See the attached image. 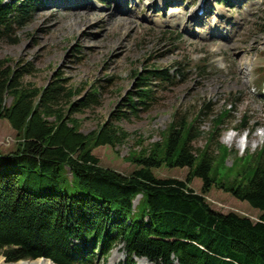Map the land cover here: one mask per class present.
I'll return each mask as SVG.
<instances>
[{
  "label": "trees",
  "instance_id": "obj_1",
  "mask_svg": "<svg viewBox=\"0 0 264 264\" xmlns=\"http://www.w3.org/2000/svg\"><path fill=\"white\" fill-rule=\"evenodd\" d=\"M41 2L0 0V41L14 42L12 35ZM30 73L28 62L0 58V119H7L18 142L14 150L0 152V255L6 262L44 257L55 264H104L123 243L122 264L143 257L154 264H264V145L250 153L240 178L223 181L217 167L229 149L218 143L211 153L210 146L226 111L215 116L200 149L193 147L201 133L197 116L175 114L162 141L130 155L136 167L123 174L101 166L92 150L125 140L128 133L112 118L148 110L151 81H170L167 69L135 72L125 110L113 111L88 133L73 115L99 104L96 89L80 94L59 74L42 87L23 84ZM260 74L263 78L264 66ZM163 165L188 172L184 179L157 177L153 169ZM194 177L201 180L202 193L189 186ZM212 185L259 210L257 219L211 208L203 193Z\"/></svg>",
  "mask_w": 264,
  "mask_h": 264
},
{
  "label": "rangeland",
  "instance_id": "obj_2",
  "mask_svg": "<svg viewBox=\"0 0 264 264\" xmlns=\"http://www.w3.org/2000/svg\"><path fill=\"white\" fill-rule=\"evenodd\" d=\"M198 3L42 0L31 20L12 35L14 42L0 41V58L30 64L32 73L23 77V84L42 87L59 74L66 85L81 90L80 94L96 89L99 104L73 115L83 133L97 130L111 119L113 111L125 110L127 92L135 89V72L167 69L170 81H151L154 98L148 110L129 113L121 120L112 118L128 133L125 140L115 146H98L92 153L101 166L128 174L136 167L130 155L162 141L175 114L197 116L201 133L193 147L200 149L215 116L226 111L210 151L216 153L218 143L229 149L217 167L218 175L228 182L241 177L250 153L264 145V77L260 74L264 66V0H208L206 12L199 17L193 14ZM10 100L6 97L5 104ZM17 143L7 119H0V152L14 150ZM239 156L242 159L237 161ZM233 162L234 168L228 170ZM153 172L157 177L184 179L188 168L163 165ZM189 186L202 193L199 178H192ZM203 197L220 212L232 211L251 219L259 215V210L216 185ZM140 198L137 195L132 200L133 207ZM125 258L126 250L119 243L104 264H122ZM0 259L3 264L12 263L2 255ZM134 260L135 264H154Z\"/></svg>",
  "mask_w": 264,
  "mask_h": 264
},
{
  "label": "bare ground",
  "instance_id": "obj_3",
  "mask_svg": "<svg viewBox=\"0 0 264 264\" xmlns=\"http://www.w3.org/2000/svg\"><path fill=\"white\" fill-rule=\"evenodd\" d=\"M159 2L161 3V0H159ZM202 2V12H201V14H197L195 11H193V14L194 15H196V16H201L202 14H204L205 12H206V9H207V5H208V0H202L201 1ZM172 7V6H171ZM196 9V8H195ZM219 11H220V9H219ZM215 21H213V23H214ZM233 141V139L231 138L230 140H228V142H232ZM144 259V258H143ZM21 262V263H20ZM24 262L25 263H29V264H31L32 262H34V263H32V264H52V263H50L49 261H47V260H42V259H38V260H33V261H19V262H17V264H24ZM0 264H3V261H2V259H0Z\"/></svg>",
  "mask_w": 264,
  "mask_h": 264
},
{
  "label": "water",
  "instance_id": "obj_4",
  "mask_svg": "<svg viewBox=\"0 0 264 264\" xmlns=\"http://www.w3.org/2000/svg\"><path fill=\"white\" fill-rule=\"evenodd\" d=\"M37 259L47 260V261H49L50 263L55 264L54 262H52V261H51L50 259H48V258L40 257V258H37ZM37 259H28V260H37ZM18 261H26V260H24V259H20V260H18Z\"/></svg>",
  "mask_w": 264,
  "mask_h": 264
}]
</instances>
